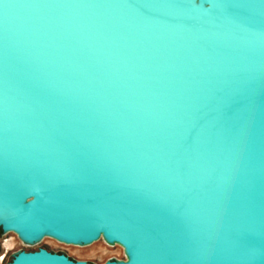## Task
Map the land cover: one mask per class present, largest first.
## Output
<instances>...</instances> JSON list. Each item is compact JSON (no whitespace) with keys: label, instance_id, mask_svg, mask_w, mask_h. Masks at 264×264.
Segmentation results:
<instances>
[{"label":"water","instance_id":"obj_1","mask_svg":"<svg viewBox=\"0 0 264 264\" xmlns=\"http://www.w3.org/2000/svg\"><path fill=\"white\" fill-rule=\"evenodd\" d=\"M240 2L0 0V232L264 264V3Z\"/></svg>","mask_w":264,"mask_h":264},{"label":"rangeland","instance_id":"obj_2","mask_svg":"<svg viewBox=\"0 0 264 264\" xmlns=\"http://www.w3.org/2000/svg\"><path fill=\"white\" fill-rule=\"evenodd\" d=\"M102 242V241H101ZM102 242V246L93 252L87 254H80L79 252L72 251L69 248L73 246L61 244L55 240L48 239L42 241L38 245L29 246L21 242L18 237L13 233L0 234V264H9L13 255L20 252H35L39 249H45L52 253L64 254L73 261H85L90 264H104L111 260H124L125 255L123 249L119 245H108ZM76 249H81L75 247Z\"/></svg>","mask_w":264,"mask_h":264},{"label":"snow or ice","instance_id":"obj_3","mask_svg":"<svg viewBox=\"0 0 264 264\" xmlns=\"http://www.w3.org/2000/svg\"><path fill=\"white\" fill-rule=\"evenodd\" d=\"M252 2V0H241V2L238 4V6L240 7H244L248 4H250ZM262 3H264V0H261ZM197 133V124L194 121L190 128L185 132V134L181 137V141L183 144L188 145L190 144L193 139H194V135Z\"/></svg>","mask_w":264,"mask_h":264},{"label":"bare ground","instance_id":"obj_4","mask_svg":"<svg viewBox=\"0 0 264 264\" xmlns=\"http://www.w3.org/2000/svg\"><path fill=\"white\" fill-rule=\"evenodd\" d=\"M48 239H44L43 241H46ZM105 243L103 240H99L97 242L92 243L91 245L88 246H73V245H69V246H73L71 248H69L72 251H76L79 252L80 254H87L93 251L98 250L101 246H102V242ZM108 246V245H107ZM75 247H79L81 249H76ZM112 247V246H109Z\"/></svg>","mask_w":264,"mask_h":264},{"label":"trees","instance_id":"obj_5","mask_svg":"<svg viewBox=\"0 0 264 264\" xmlns=\"http://www.w3.org/2000/svg\"><path fill=\"white\" fill-rule=\"evenodd\" d=\"M2 232H0V234H1Z\"/></svg>","mask_w":264,"mask_h":264},{"label":"flooded vegetation","instance_id":"obj_6","mask_svg":"<svg viewBox=\"0 0 264 264\" xmlns=\"http://www.w3.org/2000/svg\"><path fill=\"white\" fill-rule=\"evenodd\" d=\"M48 252H50V251H48Z\"/></svg>","mask_w":264,"mask_h":264}]
</instances>
